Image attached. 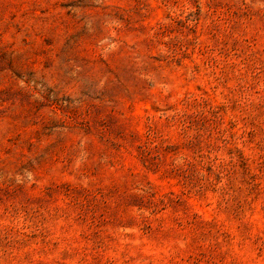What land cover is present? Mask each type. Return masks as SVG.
Wrapping results in <instances>:
<instances>
[{"label":"rangeland","instance_id":"rangeland-1","mask_svg":"<svg viewBox=\"0 0 264 264\" xmlns=\"http://www.w3.org/2000/svg\"><path fill=\"white\" fill-rule=\"evenodd\" d=\"M0 264H264V0H0Z\"/></svg>","mask_w":264,"mask_h":264}]
</instances>
